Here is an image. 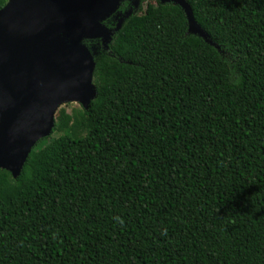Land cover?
Masks as SVG:
<instances>
[{"label":"trees","instance_id":"obj_1","mask_svg":"<svg viewBox=\"0 0 264 264\" xmlns=\"http://www.w3.org/2000/svg\"><path fill=\"white\" fill-rule=\"evenodd\" d=\"M145 1L82 42L88 109L0 169V264H264V0H185L214 45Z\"/></svg>","mask_w":264,"mask_h":264},{"label":"water","instance_id":"obj_2","mask_svg":"<svg viewBox=\"0 0 264 264\" xmlns=\"http://www.w3.org/2000/svg\"><path fill=\"white\" fill-rule=\"evenodd\" d=\"M123 1L8 0L0 10V169L13 178L37 142L52 134L61 105L87 110L95 98L94 54L82 42L100 40L107 49L131 15L118 13L113 30L102 23ZM158 2L179 6L187 32L214 45L185 0Z\"/></svg>","mask_w":264,"mask_h":264},{"label":"rangeland","instance_id":"obj_3","mask_svg":"<svg viewBox=\"0 0 264 264\" xmlns=\"http://www.w3.org/2000/svg\"><path fill=\"white\" fill-rule=\"evenodd\" d=\"M155 3H156V0H146L144 3L141 4L140 8H141V10H144L147 4L154 5ZM138 7H139L138 6V0H134L131 3V7L127 11H125V13H130V15H133L134 13H139L140 11H139ZM80 109H81V106L79 104H77V103H65V104L61 105L58 108V110L56 111L55 116H54V127H55L56 121L59 118L63 119L62 116L65 117V118H66V116L70 117L75 112H79ZM62 134L63 133L51 134L49 136V139L47 140V142H50L52 139H55L57 137H60Z\"/></svg>","mask_w":264,"mask_h":264}]
</instances>
